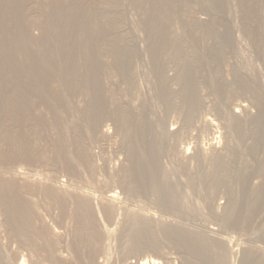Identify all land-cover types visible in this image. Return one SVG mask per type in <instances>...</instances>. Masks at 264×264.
<instances>
[{
    "label": "bare ground",
    "instance_id": "6f19581e",
    "mask_svg": "<svg viewBox=\"0 0 264 264\" xmlns=\"http://www.w3.org/2000/svg\"><path fill=\"white\" fill-rule=\"evenodd\" d=\"M23 1H25V0H0V40H3L4 37L6 38L7 29H10L11 34H12V35H9L10 36V39H9L10 42H6V43L1 42L0 43V264H47V263L43 262V258H42L43 254L41 255L42 256L41 257L38 254V252L41 254L40 249H42V248H47V249H45L46 251L49 250L47 252H51V251L53 252V250H51V249H52V246H54L57 243V240L59 237V232L53 228L54 226L52 227L49 224H45L46 230L51 234L50 237L48 236V238L50 240L48 238H46L47 235L44 236L45 238H43V236H41L42 235L41 232L39 233V231L44 232L46 230L43 231L40 229V227H38L39 225L37 226V222H38L37 219L42 218L41 210L38 207L40 204L39 202H41L42 198L40 199L39 202H37V199H36L37 194L42 195L43 199L44 200L46 199V201L48 203H51V204L53 203L54 205H58L60 211L63 212V215L65 213H69L74 208H75L74 211L76 210L78 212H83L81 214L83 216H85V214H86V217L88 214L92 215L91 217H93L94 219L90 218L89 215H88L89 216L88 218L90 221L93 219L92 220L93 231L90 230L89 234L84 232L85 233L84 235H86V236L88 235V237H87L88 239H87L86 243L88 244L89 249H91L89 254H90V256H92L93 264H104L103 261L102 262L100 261L101 259L99 260V258H100L99 256H98V261L95 260V257L97 254H103L106 256L105 260L108 259L109 250H110L109 246L110 245H108L106 243V241L108 240L106 238H108L111 234H113L115 227L112 226L114 228V230H113V229H111L112 228L111 226L107 227L105 225V223L104 224L101 223V222H103V220L100 222V220L98 219V215H100L99 214L100 212H98L99 208L98 207L96 208L95 205L98 204V202H99L98 205L100 206L101 213L104 214V216L106 217L107 220H109L110 222L112 221V223L114 222V225H115L116 223L114 221V218L117 215V212L120 210V207H121L119 205L120 201H121V199H120L121 197L119 198L120 199V201H119L118 200L119 194H117L115 192L116 187H115V189H113L114 191L109 188V190L102 193L103 194L102 196L100 194L101 197L98 199V202L96 203V202H94L96 199H94V201H93V198L95 196L90 193L91 191L89 192V191H85L82 189L76 190L78 188H75V189L70 188L69 186H67L66 184H64L60 181L54 182V180H56V179H53V178L52 179L50 178L51 180H53L51 182V180L46 179V178H48L50 173L48 175L46 174L47 177L44 176L46 178L42 180L36 174L33 175L34 173L33 174L29 173L30 171L26 172V171H23V169L21 170V167L16 165L15 164L16 162H14V161L16 159H21L23 156H27V152H25L24 148H23L24 136H27L30 134L33 135V133H35V132H33V130H34L33 128H34V126H36V123L38 124L37 118L39 116L38 117L35 116V115H37V113L34 114V116H33V113H35V107H36V105H38L37 103L38 102L41 103L42 99L39 101L37 99L38 102H36V103L33 101L34 100L36 101V98L40 97L39 93H40V95L41 94L48 95V94H50V92L53 93V91L55 89H58L57 92H59V93H61L63 91L66 93V91H70V90L71 91L72 90L77 91L76 89L78 88V85H77L76 77H77L78 71L81 72L79 70V66L80 67L83 66L85 69L84 71H82V73L84 72L83 78H85V81H87V83H88L87 85L89 88L86 85L85 86L91 92V93L89 92V94L92 96L91 97L92 100L91 99H90L91 101L88 100L91 102V104L87 101V103L90 104V105L88 104L89 105V107H88L87 104L83 103V104H85V106H83L81 109H79L77 118L75 117V120L73 119L70 121L71 122V123H69L70 127H69V124L67 123L68 126L63 125L62 130L58 131L56 129L58 133L55 132V134H63L64 133V135H67L69 130H71V128H72L71 132L73 134L78 135V137L83 135L87 138L84 143H86L87 141L91 142L90 141L91 139H95L98 135L100 136L99 133H101L102 136L108 137L107 136L108 135L107 130L106 129L104 130L103 126H102L103 130L100 129V124H99L100 122L99 121H100V118L102 116L106 115L105 114L106 102L109 101V98L111 96H109L108 94L101 95V92H99V88L101 90H104L105 88L103 89V87L106 86V85L105 86L101 85L100 78H102V80H103L104 77H102L100 75V72L102 73V70H104V72H106L105 69H107L108 70L107 72L116 74L117 76L120 73H122L124 76H126L130 79L129 73L132 71L133 60H134L135 55H136V53L134 51L135 47L133 46L134 43L132 44V41L127 36H125L126 35L125 32H124L125 35L123 34V31H122L123 29L120 28L121 26L120 25L117 26V24L120 20L119 17H120V12H121L120 9L122 8L121 7L122 2L120 4V0H86V1L85 0H47V2H44V1L42 2V0H41V2H38V4H43L44 6L41 8L43 10V12L39 13V16L41 17L39 20V23L44 27V33L42 34V37L37 38L36 36L34 37L32 35V32L29 33V29H28V33L23 34V26L20 23H22V21H25L26 17L23 14H21L22 12L21 13L19 11L17 12V8H20L22 6ZM193 1H195V0H190V1L189 0L188 1L187 0H132L131 3L133 2L132 3L133 7L135 4L136 6H139L142 9V11H140V13L141 12L143 13V14L141 13L143 15V19H142L143 21L141 24H143V25H141V26H143L145 28L144 29L145 31L147 30L149 32V36L146 35L148 37L147 38V42H148V45H147L148 52L147 53H149V58L151 59V60L149 59V61H151L150 63H152L151 64L152 65V71L156 74L155 77H157L159 80V83L157 80V84H159L158 85L159 96L162 99V101H165L168 104H174V102L173 103L170 102L171 99L174 100V98H176V99L178 98L179 100H181L180 105H182L184 107L182 109H184L186 111V113H184V112L183 113L186 114L187 117L185 115L184 116H185V119H187V120L190 117L193 118L192 116L194 115L196 110L197 109L199 110L198 105L200 104L199 102L201 100L199 92H201V90H202L201 89L199 91V89H200V85L202 84V82L204 84H206L209 88L210 87L212 88L211 90L214 91V93L216 95L215 97L219 101H221L220 99L230 98V94H232V93L233 94L236 93L237 95L243 94V93L244 94L248 93V94H250V96L253 97V100L256 101V104L258 106L257 107L258 110H257L256 114H253V116L250 117L249 122L251 124V128H247V126H245L246 119L244 117L242 118L241 116H239L240 115L239 111H242V110L244 111V109H245L244 105L238 103V104H236L237 108H234V105H233V108H228V105H226L227 107H225L223 104L222 106L224 108L223 107L221 108L220 105H218L219 103L216 104L215 108L218 111H221L220 109H224L221 112H223L222 114H224V116L226 117V120L228 121L227 122L228 124H226V130H225L226 135L224 134L225 139H226L225 140L226 144L223 148H220V149H217L216 148L217 146L214 147L215 146L214 145V146H212V148L211 147L209 148V149H211V151H209V152H205L204 151L205 149L201 148L202 147L201 146L200 147L201 149L200 148L198 150L195 149L196 150L195 154H194L195 157H191V158H196V160H197V159L203 158V157L207 158L208 155H210L212 160H213V164H214V167L212 166L213 167L212 172L209 173V176H210L209 185H210V187L215 186L217 183L227 181L228 182V186H227L228 191H231V193L233 194V191L235 189L234 185L236 184V181L240 176H242L241 181H243V183L245 185H251V183H252L251 179L247 177L248 176L247 174L242 173L241 175H238L240 166H243L244 168H247V169H249L250 167H254V168L259 167V168L264 170V95L260 92V90H258V87L257 88L255 87V86H259V84L256 85V83H257L256 78H255L256 83H254V80L252 79V77L247 75V73H244L245 75L249 76V78L251 77V80L247 79L248 77L247 78L245 77V75L242 73L243 71H241L242 69L240 70L238 67H237L238 69L236 68L237 65H234L235 67L232 65L231 66L229 65V69L225 68L228 66L227 59H226L228 54L226 55V51L228 48H231V46H233L231 44L233 41H235L234 38H232L233 34L231 35V33H233V31L230 30V27H229L230 23H228L229 21L226 22L228 19L225 21V19L223 17V15L225 13V3H226L225 0H205V1H202V3H200L201 1L199 0L200 2L198 4H202V8L204 7L205 10L208 9L211 13V17L206 21L203 20L204 22L202 20H199V21H202V23L201 22L199 23L198 20L194 19L191 16L193 14L186 16L188 18H187V22L185 21V23L187 24V27H186L187 30L185 32L182 31L183 26L180 27L181 26L180 24H178V23L176 24V22L179 21V20L176 21V18L179 17V14L183 15V14H185V12L187 13V11H188V13H190L189 12L190 8H193V7H191L192 6L191 4H194ZM240 2L242 4V9H243V12L245 14V16L244 15L243 16L241 15V16L249 18V19L251 18L253 20L256 19V20H254V22H251V24L249 22L246 25H244V28L248 32V34L253 35V38L257 39L260 42L261 46L259 45L260 46L259 48L262 47V51H261L260 55L262 53L264 54V25H263V22L261 20H259V18L262 19L261 14L262 13L264 14V0H250V2H248L247 0H240ZM203 3H206L205 6H203ZM134 8H136V7H134ZM25 10H27V9H25ZM30 10H31V8H30ZM22 11H24V10H22ZM28 13H30V12L28 11ZM187 14H185V15H187ZM142 15H141V18H142ZM186 17H185V19H186ZM181 18H183V17H181ZM139 19H138V21H139ZM183 21H184V19H183ZM183 21H182V23H183ZM246 21H247V19H246ZM244 22H245V20H244ZM183 25H185V24L183 23ZM177 26H179L181 28V30L178 29ZM198 26L202 27V29H203L202 30L203 31L202 32L203 33L202 38L205 37V38H209L211 40V42L208 44V46H205L204 44L206 42L208 43V41H210V40H205V38H204V40L202 41V39L200 38L202 42L206 41L203 44H202V42L200 43V45L202 44L203 46L207 47V49H205V47H204L205 50L203 52H201L202 49L199 50V48H198L199 46H196V45H199V44H196V42L199 41V40H197V39H199L198 38L199 36H197V37L195 36V35H197V33H199V32L196 33ZM130 30H132V29L130 28ZM198 31H200V30H198ZM26 35H28V39L26 38L27 37ZM200 36H202V34H200ZM187 37L191 38L190 41L187 40ZM253 41H255V40L253 39ZM26 42H27V44L32 46V49H31V52H29V53L26 52L27 57L23 56L26 58L24 60L25 62L21 63V61H20L21 57H19L20 59L18 58V60L16 59L17 57H15L14 59L11 60L10 56H12V58L14 56L13 55L9 56L5 50V48L9 47L8 44H10V45L13 44L12 47H10V48L13 51L18 52V51H23L22 48L25 47L23 44H25ZM147 42H145V43H147ZM250 42L252 43V41H250ZM259 42H257V43H259ZM233 44L236 45L237 42H234ZM202 45H201V48H203ZM236 47H234V48H236ZM11 49H9V50H11ZM12 50L10 52H12ZM231 50L233 51L234 49H231ZM235 51L234 52L237 53L239 51V49L236 48ZM24 52H25V50H24ZM22 53L23 52H21L20 55H22ZM26 53H25V55H26ZM227 53H229V52H227ZM231 53H233V52H231ZM239 53L240 52L235 54V56L236 55L238 56ZM9 54H11V53H9ZM32 56L37 59L34 61V65L36 66V68H37V64H38V66L40 65V68L43 69V67H44L46 69L45 72L47 71V73H48V74H46V77H47V81L49 80L48 81L49 86L51 83L57 84V86L54 87V90H53V88H51L52 86L48 87V88L45 87L48 89V91H46L47 90L46 89L45 90L46 92L44 93V92H42L43 91L42 88H41V90H39V88H37L39 85L33 86V83L30 85L29 84H22L23 86L26 85L25 87H23L21 85V83L18 84L15 82V81H18L16 78H13V77L10 78L9 77L6 79L4 77V74H8L6 68H15V66L18 67L20 69V71L22 70V74L25 73L23 71V70H25L26 72L29 73L28 76H30V73H31V75H33L32 71H31L32 68L30 69V66L33 64V61L31 60ZM257 56H258V54H257ZM262 59L264 61V56ZM14 60H17L18 63H17V61H14ZM21 60H23V59H21ZM31 61H32V63H31ZM238 62L240 63V61H238ZM242 62H243V60H242ZM7 63L9 64V67H7L8 66ZM169 63L170 64L174 63V65L176 64V66H175L176 67V73L172 77H170L166 74L167 70H169L167 67V66H170ZM245 65H246V63H245ZM41 66H43V67H41ZM40 68H37V70ZM243 69H244V67H243ZM249 70H251V69H249ZM45 72L43 74H45ZM37 73H38V79H39V70ZM106 73H105V75H106ZM25 74H27V73H25ZM25 74L22 77H24ZM79 74H78L79 75L78 77L81 76V73H79ZM99 75H100V77H99ZM103 75H104V73H103ZM109 75L111 76V74H109ZM131 75L132 74H130V76ZM227 76H229V77L231 76V78L229 79ZM30 77L33 78V76H30ZM30 77L29 78L27 77V80L30 79ZM36 77H34V79H32V81L36 82V84H37L41 80L39 79V81L37 82ZM46 77L42 78V80L45 81ZM12 78H13V80H12ZM40 78H41V76H40ZM118 78H116V79H118ZM253 78H254V75H253ZM80 80H81V78H80ZM102 82L104 83V81H102ZM172 82L177 85V89H173V87L170 86ZM22 83H24V82L22 81ZM38 84H40V83H38ZM82 85H84V83ZM79 87H80V85H79ZM82 88H85V87L83 86ZM86 88H85V90H87ZM94 88H96V91H98L99 93L95 92ZM116 90H117V88H116ZM107 95L109 96V98L107 97ZM50 96H52V94H50ZM86 96H88V94ZM234 96H236V95L234 94ZM240 96H239V98H240ZM50 98H48V99H50ZM68 98H69V96H68ZM68 98L64 97L62 99L63 102L59 101L60 104L64 103L63 105H65V104L71 105L70 99L67 100ZM105 98L106 99L108 98L107 99L108 101L105 100ZM52 99H50V100H52ZM110 99H112V97ZM246 99H247V97H246ZM203 100H204V98H203ZM55 101L53 102L54 104H55ZM204 101H206V100H204ZM40 103H39V105H41ZM53 103H52V105H54ZM109 103H110V101H109ZM129 103H131V102H129ZM115 104H116V102H115ZM63 105H62V107H63ZM66 105H65V107H66ZM145 105L144 106L141 105L140 106L141 108H138V109H140V111L136 107H134L133 104L115 105L118 107V111L116 110L117 115L111 120H114L116 126L119 128V130L123 136L122 142H123V148L124 149L123 148H121V149H123L126 153V154L125 153L124 154L126 157L125 160L127 162L126 164H124V166L119 171H117V170L116 171H117V174L121 173L120 174L121 175V181L120 182L122 184L121 187H123L122 189H124V191L127 194H133L134 195L135 192H141L140 195H143L142 193H150L151 196L153 195L156 199H160V196L164 199L165 198L170 199L171 192L174 194V196H176V194L178 193L177 192L178 187L176 186L177 183H173L174 181H171L169 179V177L167 175V171L161 165L160 156H161V154H163L162 152H164L166 149H165V147H163V144H162L163 141L161 142V137L158 133L159 130L157 128H158L159 122L155 123V122L150 121V119L148 118V114L146 113V110H144V109L148 108ZM176 105L175 104H174V106L168 105L167 109L172 110V108H174ZM112 106H114V104ZM62 107H60V108H62ZM70 107L71 106H69L68 108H70ZM108 107H109V105H108ZM56 108H58V107H56ZM116 108L111 107V109H116ZM135 108L138 110V112L136 111ZM216 109H215V111H216ZM54 110L56 111V110H60V109L54 108ZM45 111H46V109H45ZM70 111L69 112L67 111L68 115L70 114ZM149 111H147V112H149ZM243 111H242V113H243ZM36 112H37V110H36ZM46 112H47L46 114L48 115V111H46ZM62 112H64V111L62 110ZM108 112H109V110H108ZM102 113L104 115L101 116ZM183 113H181V114H183ZM30 114H32V116ZM74 114H76V113H73V115ZM108 114H110V113H108ZM112 114H113V111H112ZM243 114H241V115H243ZM28 115H30V116H28ZM26 116H28V117H26ZM113 116L114 115H112V117ZM44 117H47V116H44ZM54 118H56V117L54 116ZM152 118H154V117H152ZM210 118H211V116H210ZM41 119H42V117H41ZM61 121H63V120H61ZM188 121H190V120H188ZM50 122H51V120H50ZM50 122H48V123H50ZM107 124H108V122H107ZM204 124L210 128V127H212L213 123H211L210 119H205ZM201 125H202V123H201ZM37 127H38V125H37ZM56 127H58V126H54V128H56ZM111 127H113V126H111ZM60 128H61V126H60ZM52 129H53V127H52ZM183 129H185V128L183 127ZM60 131H62L63 133H59ZM16 132H17V134H15ZM52 132L53 131H51V133ZM69 134H70V132H69ZM165 134H166V136L167 135L171 136L172 134H174V131L167 130L165 132ZM176 134H179V133H176ZM48 135H50V134H48ZM91 135H93V136H91ZM51 136H53V135H51ZM55 136L53 138H56ZM59 138H61V137H59ZM76 138H77V136H76ZM99 138H101V137H99ZM246 138H252V142L245 149H243V148L241 149L240 147H238L237 142L238 141H240V142L245 141ZM5 139L10 140V141L12 139L15 140L14 143L16 142V146H14L13 143L10 142V145L7 147L4 143ZM73 140H74V138L72 139V141ZM78 140L80 141V139H78ZM96 140L99 141L100 139H96ZM96 140H94V141L92 140V141L97 142ZM64 141H65V139H64ZM198 141H200V139ZM76 142H78V141H76ZM104 142H105V139H104L103 143ZM84 143L80 141V143L76 145L73 141V146L74 145L77 146L73 150L69 149V147H71L72 145L68 147L66 144L65 148L68 147V149L64 150V155L66 157L67 166L69 165L70 167H73V166H71L72 164H74V165L78 164L77 167L83 165L82 167H87L88 169H90L89 171L91 172V175L93 176L92 173L95 172L94 169H96L95 168L96 163L92 162V159H93L92 154L93 153L90 154L91 152H89V149L92 146L88 149V147L86 146L87 143L86 144H84ZM109 143H110V141H109ZM7 144H8V142H7ZM58 146L60 147L59 144H58ZM120 147H122V146H120ZM173 148H175V147H173ZM184 149H182V148H180L178 150L176 149L177 150V152H175L177 154L176 160H178L179 167L181 169H183L184 171H186V176L190 179V182L193 184V182H196L195 177L193 175L192 176L194 178L193 177L191 178L189 176L192 173V168H191L192 166H191V163L189 164L187 162L189 159V156L187 155V153ZM171 150L173 151L172 148H171ZM242 151L244 152V155H245L244 161L238 155V154L243 153ZM117 152L115 155H117ZM109 153H111V152H109ZM112 154H114V153H112ZM33 155H34V153H33ZM39 155L37 154L38 157H39ZM122 155L120 154V156H122ZM112 156H114V155H112ZM120 156H119V158H120ZM29 157H30V155H29ZM34 157H36V156H34ZM34 157L32 159H34ZM103 157H104V155H103ZM48 159H50V158H48ZM35 160H37V159H35ZM107 161H108V159H107ZM189 161H191V160H189ZM122 162H123V160H122ZM111 163L109 162V164H111ZM234 163L237 164V166H236L237 170H232L230 173H228L226 170L230 171L231 168H234L235 166H232ZM30 168H32V167H30ZM48 168H50V167H48ZM87 168H86V170H87ZM175 168H177V167H175ZM36 169H37V167H36ZM111 169L112 168L109 166L106 169L108 174H109L108 180L101 181V180L96 178L98 184L105 185L106 183L115 181V178L113 180V174H112ZM78 170H79V168H78ZM48 171H49V169H48ZM68 171L69 170H67V172ZM82 171H84V169ZM99 171H100V169H99ZM190 171H191V173H190ZM168 172H169V170H168ZM224 172H227V174ZM54 173L51 175L53 176ZM75 173H76V171H75ZM42 174H44V173H42ZM68 174H70V173H68ZM83 174H85V173H83ZM52 176H50V177H52ZM169 176H170V174H169ZM42 177H43V175H42ZM101 178H102V176H101ZM60 179H62V178H60ZM75 180H76V177H75ZM82 181H80V182L82 183ZM90 182H91V180L89 181V183ZM89 183L86 182V184H88V185H89ZM254 184L255 183H253L252 186ZM76 186H77V184H76ZM94 186H96V185H94ZM193 186H194V184H193ZM257 191L260 192V194L264 193V187L263 188L260 187V189H258ZM210 192H211V190H210ZM99 193H100V190H99ZM146 195H148V194H146ZM121 196H122V194H121ZM39 197L40 196H38V198ZM96 198H98V197H96ZM144 198H146V197H144ZM148 199H149V197H148ZM117 200L119 201V204H118ZM136 201H138V200H136ZM180 201H182V200H180ZM71 202L73 203L74 206H72ZM91 202H93V203H91ZM44 204H46V203L44 202ZM92 204H94V205H92ZM215 204H212V206H211L212 212L215 213V215H217V217H219V221L221 223L225 220L228 221L230 219V212H231V210H229V208H228L230 203L228 202V204H225V205L222 204L223 205V206H221L222 207V213H220V209H219L221 207L219 205H215ZM47 205L48 204H46L47 209H48V207L52 206L49 204L50 206L47 207ZM55 207L56 206H54V208ZM127 207H129V206L127 205ZM180 207L182 208L181 204H180ZM185 207L186 206L183 207L184 210H185ZM145 208H146V206H145ZM123 210L125 212V215L124 214H122V215H124L126 218H128L127 225H129L126 228V231L124 234L125 239H126L125 240L126 241L125 246L122 247L123 248L122 251L124 253H131L135 248L139 247L142 238L148 236L150 233H153V234L161 233L163 235L172 236L178 242V244L180 246V250L182 249L184 252L183 253L184 256H183L181 264H233L230 261L231 255L234 252V249H232V246H231V242H233V241H231L230 239L224 238V237L221 238V237L215 236V234H213L214 230L211 228L207 229V230L205 229L206 231H204L203 228H202V231H199V230L193 231L191 229H190L191 230L190 231L184 227L185 225L183 226L182 224L181 225L180 224L167 225V224H163V223H158L157 220L155 221V219H153V217H155V216L152 217L151 215L147 214L146 212H145L146 214L137 213L136 211H133L129 208H125ZM136 210H138V209H136ZM46 212H47V210H46ZM84 212H88V214L84 213ZM76 213H75V215H76ZM257 213H258V211L256 212V214ZM259 213H262V211H260ZM263 213H264V211H263ZM157 214H159V213H157ZM256 214L254 215V218H255ZM260 215L261 214H259V216ZM58 216H60V215H58ZM117 216H119V215H117ZM190 216H192V214ZM259 216L257 215L258 220H259ZM95 217H96V219H95ZM46 218H48V217L46 216ZM79 218H83V217H79ZM79 218H76V220ZM260 218H262V217H260ZM263 218H262V220H263ZM85 219L83 218V220L82 219L81 220L84 221ZM100 219H102V218H100ZM116 219H117L116 222L119 221L118 218H116ZM186 219H184V220L186 221ZM56 220L57 219H55V221ZM78 221H80V219ZM86 221L87 220H85L84 223ZM255 221H256V219H255ZM43 222H44V220H43ZM209 222L210 221H208L207 223H209ZM84 223H83V225H84ZM258 223H260V222H258ZM38 224H40V223L38 222ZM108 224H109V222H108ZM212 224H216V223H212ZM7 225H9L10 228L19 232L15 238L19 239L18 241L22 242L23 244L30 246L32 248V251L31 250L30 251L33 253V255L30 254L27 259H24L25 257L23 258V256H24L23 255L19 259L18 254L16 252L17 249L15 251H13L12 248H11L12 250H10V251H8L6 249L8 244H9V240L11 238H14L9 234L7 235V232L5 230V227H7ZM85 225H89L88 221H87V224H85ZM110 225H112V224L110 223ZM55 226H56V223H55ZM76 226H77V223H76ZM91 226H92V224H91ZM201 226H202V224H201ZM80 228L82 229L81 226H80ZM206 228H207V226H206ZM57 229H58V227H57ZM85 230H82V232ZM200 230H201V228H200ZM218 230H220V229H218ZM77 231L78 232L81 231L78 228V226H77ZM86 231H88V229ZM82 232H80V235L83 234ZM49 233H47V234H49ZM235 237L236 236H234V238ZM246 238H249V237L247 236ZM104 239H105V243H104ZM237 242H239V241H237ZM249 242H251V241H249ZM67 247H68V245H67ZM42 250H44V249H42ZM45 250L43 252H45ZM251 251H253L254 253L255 252L259 253L261 255L252 254ZM52 252L49 255H46V256H48L47 258L50 259V260L48 259L49 264H57V263H61V262H62V264H68V263L71 264V262L63 261L64 259L61 260L60 259L61 256H56ZM68 255H70V254H68ZM102 256H101V258H102ZM178 257H179V255H178ZM17 258H18V260H17ZM66 258H68V256ZM69 258H71V257H69ZM165 258H166V261L169 260L168 257L165 256ZM242 258L243 259H242L241 264H252L253 262H255L257 264H264V248H261L258 246H253V244L251 246H247L245 248V250L243 251ZM83 259H86V258H83ZM103 259L104 258H102V260ZM16 260L18 262L15 263ZM86 262H87V260H86ZM158 262L159 261H157L156 259L144 257V258H140L134 264H159Z\"/></svg>",
    "mask_w": 264,
    "mask_h": 264
},
{
    "label": "rangeland",
    "instance_id": "374dc122",
    "mask_svg": "<svg viewBox=\"0 0 264 264\" xmlns=\"http://www.w3.org/2000/svg\"><path fill=\"white\" fill-rule=\"evenodd\" d=\"M47 2V0H42V2ZM86 1V0H85ZM132 0H120V4H121V9H120V17H119V22L117 24V26H121L120 28L123 29V34L126 35L131 41H132V44L133 46L135 47L134 51L136 53L135 55V58L133 60V65H132V71L129 73V77H126L124 76L122 73H120L118 76L116 74H113V73H110V72H107L108 70L105 69V71L107 72H104V70H102V73L100 72V75L103 78H100L101 80V85L102 86H105L103 87L104 90H101L99 88V92H101V95H104V94H108L109 96L112 97V99L109 98V96L107 95V97L109 98V101L105 98V100H107L108 102H106V107H105V114L104 115L103 113L101 114L104 115L100 118V129L103 130L102 126L104 127V130L106 129L107 130V133H108V137L106 136H102L101 133L99 137L98 136L95 138V139H91L90 141L91 142H86V137L85 136H79L76 135V134H73L71 131H72V128L71 130H69L68 134L67 135H64V133L62 131H60L59 133H63V134H55L58 133L57 130H62V127L63 125L66 126L67 123H71L70 121L71 120H75V117L77 118L78 116V111L79 109H81L83 106H85V104H87V106L89 107V105L91 104V95L89 94V87H88V83L87 81H85V78L84 77V72L82 73V71H84V67L83 66H79V70L81 72L78 71V74L81 73V76L78 77L79 75L77 74V77H76V80H77V85H78V88L76 89L77 91H74V90H70V91H66V93L63 91L61 93L57 92L58 89H55L54 90V87L57 86L56 83H51L50 86H49V83L47 81V77H46V74L47 71L45 72V68L43 66V69L40 68V65L38 66L37 64V68H40L38 69L39 70V79L41 81H39L38 79V70L36 68V66L34 65V61L37 60L36 58H34L32 56V61H33V64L30 66V69L33 73V75H31L30 73V76H33V78H31L29 75L28 72H26L25 70H23L25 73V76L22 77L24 74H22V70L20 71V69L18 67L15 66V68H6L7 70V73L8 74H4V77L7 79V78H16L18 81H15L16 83H21L22 84H32L33 83V86L36 85L38 86L37 88H39V90H41L42 88V92H46L48 91V87H51L53 88V93L50 92V94H52V96H50V94L46 95V94H41L39 93V96L41 97H37L36 98V101L34 100L33 102H38L39 100L42 99L41 103L38 102L37 104L39 105V103L41 105H36L35 107V113H33V116L34 114L37 113V115L35 116H39L37 119H38V124L36 123V126H34V130L33 132V135L30 134V135H27V136H24V141H23V148H24V151L27 152V156H23L21 159H16L14 162H16L15 164L18 165L19 167H21V170L23 169V171H30L29 173L33 174V175H37L39 176V178H41L42 180L45 179L47 177V175L50 173V175L48 176V180H51L52 178L53 179H56L54 180V182L56 181H60L64 184H66L67 186H69L70 188H78L76 190H85V191H91L90 193L93 194L95 197L93 198V201L94 199H96L94 202H98V199L103 195L102 193H104L105 191L109 190L110 189H115V192L118 195V200L120 201V204H119V201H118V204L121 206L120 207V212L118 211L117 212V215L119 216H115L114 218V221H115V225H114V222L112 223V221L110 222L109 220L106 219V217L104 216L103 213H101V210H100V206L98 204L95 205V207L99 208L98 209V212H100L98 215V219L100 220V222L103 220V222L101 223H105V225L108 227V226H113L115 227V230L114 228L110 227L111 229H113V234H111L108 238L106 243L108 245H110L109 247V256H108V259L105 260V255L103 254H97L96 257H95V260L98 261V256L100 257L99 260L104 264H134L136 263L140 258H144V257H149V258H152V259H156L157 261H159L158 263L159 264H181L182 262V259H183V250L181 251L180 250V246L178 244V242L176 241V239H174L172 236H168V235H163L161 233H158V234H153V233H150L148 236L142 238L141 242H140V246L135 248L131 253H124L122 250H123V246H125V243H126V239H125V231H126V228L129 226L127 225V220L128 218H126L124 215H125V212L123 209L125 208H129L133 211H136L137 213H143V214H149L153 217V219H155V221L157 220L158 223H163V224H167V225H175V224H182L186 229L188 230H193V231H202V228L204 231H206L207 229H213L214 230V233L215 236L217 237H221V238H227V239H230L231 241V246H232V249H234V252L233 254L231 255V263L233 264H241L242 263V255H243V251L245 250V248L247 246H251L253 244V246H258V247H261V248H264V193L260 194V192H258L257 190L261 188H263L264 186V170L259 168V167H248L249 169L247 168H244L243 166H240V169H239V174L238 175H241L242 173L244 174H247L248 178L251 179L252 183L251 185H245L243 183L242 180V176H240L237 181H236V184L234 185L232 182V184L234 185V191H233V194L231 193V191H228V182L225 181V182H221V183H217L215 186H212L210 187L209 185V182H210V176H209V173L212 172V169L214 167V164H213V160L211 158L210 155H208L207 158H199L196 160V158H191V157H195V151L198 150L201 146V148L205 149L204 151L205 152H209L211 151V149H209L210 147L212 148V146L216 147L217 149H220V148H223L225 146V130H226V124H228L227 120H226V117L224 116V114H222L224 109H220L221 111H218L216 108H215V105L218 104L220 105V107L222 108L223 104L225 107H227L226 105H228V108H233V105H234V108H237L236 104H242L245 106V109L242 113V111H239V116H241L242 118L244 117L246 119L245 121V126H247V128H251V124H250V117L253 116V114H256L257 110H258V106L256 104V101L253 100V97L250 96V94L246 93V94H236L234 93L236 96H234V94H230V98H225V99H220L221 101L217 100V98L215 97V93L213 90H211L212 88L208 87L206 84H204L202 82V84L200 85V89L199 91L201 90L200 93V97H201V100H200V104L198 105L199 107V110L197 109L196 112L194 113V115L192 116L193 118H189L188 121L187 119H185V116L186 114V111L182 108H184L181 104V100H179L178 98H174L170 100L171 103L174 102V104L176 105L174 108L171 109H167L168 108V105L169 106H174V104H168L167 102L165 101H162V99L160 98L159 96V90H158V85L157 84V80L158 78L155 77L156 74L152 71V63H150L151 61H149V53L148 52V49H147V45H148V42H147V36H149V32L146 30H144L145 28L141 25L142 23V19H143V13L141 14L140 11H142L141 7L139 6H136L134 4V8L132 3H131ZM188 1V0H187ZM190 1V0H189ZM198 1V2H197ZM201 1V2H200ZM195 0L193 1L194 4H191L193 8H190V13H187L185 12V14H179V17L176 18V24H180L183 29L182 31H186V27H187V24L185 23V21L187 22V18L186 16H189L191 15L194 19L196 20H208L210 17H211V13L210 11L208 10H205V8L203 7L202 8V4H198L199 2L202 3V1H205V0ZM226 3H225V13L223 15L224 19L226 22L230 23L229 24V27H230V30L233 31V33H231V35L233 34L232 38H234L235 41L232 42L231 45V48H228L227 51H226V59H227V63H228V66L225 67L226 69H229V65L231 66H234V65H237L236 68L238 67L241 71H243L242 73H247V75L251 76L252 79L254 80V83L259 84V86H255L256 88L258 87V90H260V92L264 95V61H263V56L264 54L260 55L261 51H262V47L259 48L261 46L260 42L253 38V35L251 34H248V32L245 30L244 28V25H246L247 23L250 22H254V20L256 19H249V18H246V17H242L243 15L245 16L244 12H243V9H242V4L240 2V0H225ZM232 1V2H231ZM234 1V2H233ZM248 2H250V0H247ZM38 2H41V0H25L23 1L22 3V6L20 8H17V12L19 11L21 14H23L26 18L25 21H22V26H23V34H26L28 33V29H29V33L32 32V35L35 37H42V34L44 33V27L39 23V20H40V16H39V13L40 12H43V10L41 9L44 5L43 4H38ZM197 2V3H196ZM131 3V4H130ZM197 5H196V4ZM206 3H203V6H205ZM233 4V5H232ZM24 5V6H23ZM127 5V6H126ZM152 5V4H151ZM150 5V6H151ZM38 6V7H37ZM41 6V7H40ZM200 6V7H199ZM236 6V7H235ZM25 7V8H24ZM190 7V6H189ZM231 7V8H230ZM241 7V8H240ZM31 8V10H30ZM124 8V9H123ZM140 8V9H139ZM198 8V9H197ZM230 8V9H229ZM27 9V10H25ZM38 9V10H37ZM139 9V10H138ZM24 10V11H22ZM123 10V11H122ZM196 10V11H195ZM242 10V11H241ZM28 11L30 13H28ZM235 11V12H234ZM37 13V14H36ZM142 15V18H141V15ZM235 13V14H234ZM240 13V14H239ZM29 14V15H28ZM31 14V15H30ZM181 15V16H180ZM242 15V16H241ZM262 19L259 18V20H261L263 22V25H264V14L262 13ZM260 15V16H261ZM138 16V17H137ZM140 16V17H139ZM178 16V15H177ZM31 17V18H30ZM183 17V18H181ZM186 17V19H185ZM230 17V18H229ZM139 21H138V19ZM199 18V19H198ZM235 18V19H234ZM247 21H246V19ZM182 19V20H181ZM184 19V21H183ZM245 20V22H244ZM252 20V21H251ZM141 21V22H140ZM185 25H183V23ZM202 21H199V23ZM180 22V23H179ZM204 22V21H203ZM261 22V23H262ZM24 23V24H23ZM140 23V24H139ZM243 23V24H242ZM241 24V25H240ZM129 25V26H128ZM128 26V27H127ZM140 28H139V27ZM176 26V25H175ZM185 26V27H184ZM179 26H177L178 29L181 30ZM246 27V26H245ZM130 28L132 30H130ZM142 28V29H141ZM199 28V29H198ZM232 28V29H231ZM238 28V29H237ZM137 29V30H136ZM200 30V31H198ZM202 27L198 26L197 27V30H196V33L197 35H195L196 37L199 36L196 42V44H199V45H195L196 46H199V50H201V52H203L205 49H207V47L205 46H208V44L211 42V40L209 38H205V40H210L208 41V43L206 42L203 46L202 44L204 42H202L204 40L203 37V31H202ZM238 31V32H237ZM125 32V33H124ZM132 32V33H131ZM146 32V33H145ZM7 36L6 38L4 37L3 40H0V43H6V42H10V36L9 35H12L11 34V30L10 29H7V32H6ZM34 33V34H33ZM200 34H202V36H200ZM147 35V36H146ZM237 35V36H236ZM251 35V36H250ZM27 36V37H26ZM25 37L28 39V35H26ZM144 36V37H143ZM235 36V37H234ZM252 37V38H251ZM8 38V39H7ZM202 41H201V39ZM251 38V39H250ZM146 39V40H145ZM191 38L187 37V40L190 41ZM253 39L255 41H253ZM237 40V41H236ZM243 40V41H242ZM30 41V40H29ZM245 41V42H244ZM252 41V43L250 42ZM147 42V43H145ZM202 42V47L201 48V45L200 43ZM234 42H237L236 45H234L233 43ZM259 42V43H257ZM138 44V45H137ZM13 44H8L9 47L5 48L7 54L10 56V55H13L14 57L12 58V56H10L11 60L14 59L15 57H17L16 59L18 60L19 57H21V60L20 58V61L21 63L25 62L24 60L26 59L25 57H27V53L31 52V49H32V46H30L29 44H27V42L25 44H23L25 47L22 48L23 51H13L10 47H12ZM260 45V46H259ZM237 46V47H236ZM133 47V48H134ZM205 47V49H204ZM233 47V48H232ZM236 47L237 49H239L238 52H240L238 54V56L235 54L236 51ZM12 52H10L11 50ZM258 48V49H257ZM138 49V50H137ZM231 49H234L233 51ZM256 49V50H255ZM260 49V50H259ZM9 50V51H8ZM25 50V52H24ZM231 50V51H230ZM145 51V52H144ZM235 51V52H234ZM22 53V55H20ZM27 52V53H26ZM229 52V53H227ZM233 52V53H231ZM11 53V54H9ZM18 53V54H17ZM26 53V55H25ZM258 54V56H257ZM250 55V56H249ZM25 56V57H23ZM257 56V57H256ZM262 56V57H261ZM23 57V58H22ZM31 57V56H30ZM235 57V58H234ZM138 58V59H137ZM242 58V59H241ZM235 59V60H234ZM237 59V60H236ZM17 60H14V61H17ZM102 60V59H101ZM151 60V59H150ZM243 60V62H242ZM31 61V63H32ZM232 61V62H231ZM240 61V63L238 62ZM18 63V61H17ZM242 63V64H241ZM246 63V65H245ZM8 64V63H7ZM263 64V65H262ZM170 66H167L169 70H167L166 74L170 77H172L173 75H175L176 73V64L174 65V63H169ZM172 65V66H171ZM6 66V65H5ZM34 66V67H33ZM250 66V67H249ZM262 66V67H261ZM9 67V64L8 66ZM11 67V66H10ZM83 67V68H82ZM137 67V68H136ZM235 67V66H234ZM244 67V69H243ZM261 67V68H260ZM34 68V69H33ZM81 68V69H80ZM237 68V69H238ZM263 68V69H262ZM12 71H11V70ZM16 69V70H15ZM251 69V70H249ZM15 70V71H14ZM35 70V71H34ZM249 70V71H248ZM257 70V71H256ZM11 71V72H10ZM15 73H14V72ZM45 72V74H43ZM251 74H250V73ZM104 73V75H103ZM106 73V75H105ZM111 74V76L109 74ZM249 73V74H248ZM255 73V74H254ZM21 76H19V75ZM42 74V75H41ZM130 74H132L130 76ZM154 74V75H153ZM45 75V76H44ZM99 75V77H100ZM109 75V76H108ZM115 75V76H114ZM245 75V74H244ZM245 75V77L247 79H250L251 80V77L249 78V76ZM253 75H254V78H253ZM19 76V77H18ZM37 76V77H36ZM41 76V78H40ZM259 76V77H258ZM26 77V78H25ZM27 77L30 79L27 80ZM34 77L37 78V82L40 83V84H36V82H33L32 79H34ZM45 81L42 80V78H45ZM119 77V78H118ZM229 79L231 78V76H227ZM12 78V80H13ZM19 78V79H18ZM22 78V79H21ZM24 78V79H23ZM81 78V80H80ZM111 78V79H110ZM118 78V79H116ZM157 78V79H156ZM257 81H256V79ZM21 79V80H20ZM79 79V80H78ZM109 79V80H108ZM30 80V81H29ZM36 80V79H35ZM34 80V81H35ZM85 82H84V81ZM21 81V82H20ZM22 81L24 83H22ZM45 83H44V82ZM80 81V82H79ZM104 81V83L102 82ZM130 81V82H129ZM256 81V82H255ZM14 82V83H15ZM27 82V83H26ZM30 82V83H29ZM114 82V83H113ZM253 82V81H252ZM9 83V82H8ZM43 83V84H42ZM48 85H47V84ZM84 83V85H82ZM134 83V84H133ZM158 83H159V80H158ZM113 84V85H112ZM117 86H115V85ZM263 84V85H262ZM80 85V87H79ZM88 88H86V86ZM255 85V84H254ZM23 86V85H22ZM26 86V85H25ZM23 86V87H25ZM28 86V85H27ZM85 87L87 90H85V88H82V87ZM173 87V89H177V85L174 84L173 82L171 83V85ZM203 86V87H202ZM262 86V87H261ZM47 87V88H45ZM261 87V88H260ZM117 88V90H116ZM47 89V90H46ZM80 89V90H79ZM111 89V90H110ZM143 89V90H142ZM147 89V90H146ZM46 90V91H45ZM83 91V92H82ZM94 91L95 92H98L96 91V88H94ZM104 91V92H103ZM87 92V93H86ZM98 92V93H99ZM147 92V93H146ZM72 93V94H71ZM91 93V92H90ZM103 93V94H102ZM55 94V95H54ZM66 94V95H65ZM81 94V95H80ZM88 94V96H86ZM58 95V96H57ZM77 95V96H76ZM117 95V96H116ZM202 95V96H201ZM241 95V96H240ZM47 96V97H46ZM51 98H50V97ZM69 98L67 100L70 99V103L71 105H63L64 103H61L63 105L60 104L59 101L63 102V98ZM82 96V97H81ZM123 96V97H122ZM240 96V98H239ZM250 96V97H249ZM46 97V98H45ZM59 99H58V98ZM90 97V98H89ZM247 97V99H246ZM52 100H50V99ZM86 98V99H85ZM121 98V99H120ZM206 100L204 101L203 100ZM211 98V99H210ZM238 98V99H237ZM38 99V101H37ZM61 99V100H60ZM74 99V100H73ZM91 99V100H90ZM215 99V100H214ZM250 99V100H249ZM48 100V101H47ZM56 100V101H55ZM90 100V101H88ZM121 100V101H120ZM205 102H203V101ZM209 100V101H208ZM44 101V102H43ZM51 101V102H50ZM55 101V104L53 103ZM74 101V102H73ZM87 101L90 103H87ZM128 101V102H127ZM147 101V102H146ZM180 101V102H179ZM225 101V102H224ZM116 102V104H115ZM131 102V103H129ZM176 102V103H175ZM217 102V103H216ZM223 102V103H222ZM48 103V104H47ZM52 103L58 107L60 110H54L55 109H58L56 108L54 105H52ZM85 103V104H83ZM214 103V104H213ZM221 103V104H220ZM227 103V104H226ZM43 104V105H42ZM74 104V105H73ZM89 104V105H88ZM114 104V106H112ZM119 104H133L134 107H136L137 109L138 108H141L140 106L141 105H145L146 109V113L148 114V118L150 119V121L152 122H159V125H158V133L161 137V142L163 144V147H165V153L162 152L163 154H161L160 156V161H161V165L163 166V168L167 171V175L169 177V179L171 181H174L173 183H177V189H178V193L176 194V196H174V194L171 192V197L170 199L168 198H162L160 196V199H156L153 195L151 196L150 193H142L143 195H140L141 192H135V194H127L124 189H122L123 187H121V173L117 174V171H119L123 166L124 164H126V157H125V151L123 150V136L119 130V128L116 126L114 120H111L113 119L116 115H117V112L116 110L118 111V107L115 106V105H119ZM138 104V105H137ZM204 104V105H203ZM206 104V105H205ZM251 104V105H250ZM80 105V106H79ZM109 105V107H108ZM54 106V107H53ZM69 106H71L70 108H68ZM210 106V107H209ZM62 107V108H60ZM66 109H65V108ZM78 107V108H77ZM112 108H116V109H111ZM209 107V108H208ZM48 108V109H47ZM75 108V109H74ZM135 108V109H136ZM176 108V109H175ZM216 111H215V109ZM224 108V107H223ZM48 111V115L46 114L47 112L45 111ZM72 109V110H71ZM77 109V110H76ZM136 111L138 112V110L140 111V109H138ZM148 109V110H147ZM213 109V110H212ZM247 109V110H246ZM37 110V112H36ZM39 110V111H38ZM62 110L65 112H62ZM71 110V111H70ZM107 110V111H106ZM109 110V112H108ZM150 110V111H149ZM201 110V111H200ZM43 111V112H42ZM45 111V112H44ZM59 111V112H58ZM61 111V112H60ZM70 111V114L68 115V112ZM112 111H113V114H112ZM115 111V112H114ZM149 111V112H147ZM167 111V112H166ZM107 112V113H106ZM184 112V113H183ZM248 112V113H247ZM53 113V114H52ZM57 113V114H56ZM60 113V114H59ZM73 113H76L73 115ZM110 113V114H108ZM152 113V114H151ZM183 113V114H181ZM44 116H47V117H44ZM56 114V115H55ZM72 114V115H71ZM108 114V115H107ZM223 116H221V115ZM243 114V115H241ZM249 114V115H248ZM32 116V114H30ZM28 115V116H30ZM41 115V116H40ZM62 117H61V116ZM64 115V116H63ZM68 115V116H67ZM112 115H114L112 117ZM168 115V116H167ZM183 115V116H182ZM185 115V116H184ZM206 115V116H205ZM217 115V116H216ZM26 116V117H28ZM54 116L56 118H54ZM171 118H170V117ZM211 116V118H210ZM221 116V117H220ZM42 117V119H41ZM50 117V118H49ZM65 117V118H64ZM68 117V118H67ZM154 117V118H152ZM187 117V116H186ZM220 117V118H219ZM46 118V119H45ZM174 118V119H173ZM49 119V120H48ZM172 119V120H171ZM205 119H210L211 120V123L212 124V127H207L205 124H204V120ZM44 120V121H43ZM51 120V122H50ZM63 120V121H61ZM181 120V121H180ZM69 121V122H68ZM110 121V122H109ZM50 122V123H48ZM60 122V123H59ZM62 122V123H61ZM64 122V123H63ZM106 122V123H105ZM108 122V124H107ZM181 122V123H180ZM221 122V123H220ZM224 122V123H223ZM52 123V124H51ZM113 123V124H112ZM195 123V124H194ZM202 123V125H201ZM50 124V125H49ZM55 124V125H54ZM105 124V125H104ZM107 124V125H106ZM112 124V125H111ZM38 125V127H37ZM219 125V126H218ZM53 129H52V127ZM54 126H58L56 128H54ZM61 126V128H60ZM68 126V125H67ZM113 126V127H111ZM115 126V127H114ZM173 126V127H172ZM186 126V127H185ZM200 126V127H199ZM203 126V127H202ZM51 127V128H50ZM69 127H70V124H69ZM167 127V128H166ZM181 127V128H180ZM183 127L185 129H183ZM217 127V128H216ZM221 127V128H220ZM108 128V129H107ZM205 128V129H204ZM213 128V129H212ZM50 129V130H49ZM57 129V130H56ZM179 129V130H178ZM169 130V131H174V134H172L171 136H166L165 132ZM190 130V131H189ZM51 131H53L51 133ZM176 133H179V134H176ZM214 133V134H213ZM222 133V134H221ZM17 134V132L15 133ZM50 134V135H48ZM225 134V135H224ZM53 135V136H51ZM56 135V136H55ZM58 135V136H57ZM60 135V136H59ZM178 135V136H177ZM185 135V136H184ZM215 135V136H214ZM224 135V136H223ZM56 137V138H53V137ZM77 136V138H76ZM93 136V135H91ZM117 138H116V137ZM175 136V137H174ZM217 136V137H216ZM223 136V137H222ZM61 137V138H59ZM72 137V138H71ZM122 137V138H121ZM166 137V138H165ZM171 137V138H170ZM177 137V138H176ZM216 137V138H215ZM58 138V139H57ZM69 138V139H68ZM74 138V143L77 145L81 142H83L84 144H86V146L88 147L89 149V152H91L90 154H92L93 156V159H92V162H95V172H93V176L91 175V172L89 171L90 169H88L87 167H82L83 165L81 166H78V164H72L71 166L73 167H70L69 165L67 166V162H66V157L64 155V150L68 149L69 146H73V141L72 139ZM214 138V139H213ZM61 141H60V140ZM65 139V141H64ZM77 139V140H76ZM80 139V141L78 140ZM96 139H100L99 141H97ZM105 139V142L103 143ZM165 139V140H164ZM200 139V141H198ZM235 139V138H234ZM59 140V141H58ZM63 140V141H62ZM69 140V141H68ZM94 140H96L97 142H93ZM120 140V141H119ZM15 140H7L5 139L4 140V143L5 145L8 147L10 145V142L13 143L14 146H16V142L14 143ZM78 141V142H76ZM110 141V143H109ZM115 141V142H114ZM8 142V144H7ZM93 142V143H92ZM118 142V143H117ZM167 142V143H166ZM180 142V143H179ZM217 142V143H216ZM252 142V138H246L245 141H238L237 142V145L238 147H240L241 149H245L250 143ZM71 143V144H70ZM91 143V144H90ZM102 143V144H101ZM115 143V144H114ZM120 143V144H119ZM177 143V144H176ZM196 143V144H195ZM199 143V144H198ZM58 144L60 145V147L58 146ZM66 147L65 148V146ZM69 144V145H68ZM105 144V145H104ZM76 145H74L73 147H69V149H75V147H77ZM63 146V147H62ZM104 148H103V147ZM122 146V147H120ZM167 147V148H166ZM175 147V148H173ZM108 148V149H107ZM123 148V149H121ZM169 148V149H168ZM171 148L173 149V151L171 150ZM184 149L187 153V155L189 156V159H188V163L190 164L191 163V168H192V173L190 171V177L192 178L193 176L195 177V181L196 182H193V184L190 182V179L186 176V171H184L183 169H181L179 167V164H178V160L177 159V154L175 152H177L178 149ZM200 148V149H201ZM177 149V150H176ZM188 149V150H187ZM196 149V150H195ZM61 150V151H60ZM112 150V151H111ZM118 152H117V151ZM122 150V151H121ZM168 150V151H167ZM106 151V152H105ZM124 151V152H123ZM170 151V152H169ZM190 151V152H189ZM111 152V153H109ZM117 152V155H115ZM174 152V153H173ZM243 152V151H242ZM32 153V154H31ZM34 153V155H33ZM114 153V154H112ZM125 153V154H124ZM37 154L39 155V157L37 156ZM106 154V155H105ZM120 154L122 156H120ZM30 155V157H29ZM104 155V157H103ZM114 155V156H112ZM242 160L244 161V158H245V155H244V152L241 153V154H238ZM36 156V157H34ZM106 156V157H105ZM112 158H111V157ZM117 156V157H116ZM120 156V158H119ZM173 156V157H172ZM34 157V159H32ZM91 157V158H92ZM123 157V158H122ZM25 158V159H24ZM39 158V159H38ZM41 158V159H40ZM45 158V159H44ZM50 158V159H48ZM116 158V159H115ZM27 159V160H26ZM37 159V160H35ZM43 159V160H42ZM52 159V160H51ZM108 159V161H107ZM119 161H118V160ZM9 160V159H8ZM40 160V161H39ZM59 160V161H58ZM65 160V161H64ZM104 162H103V161ZM123 160V162H122ZM191 160V161H189ZM121 161V162H120ZM12 162V161H11ZM29 162V163H28ZM63 162V163H62ZM106 162V163H105ZM109 162L111 164H109ZM35 163V164H34ZM51 163V164H50ZM114 163V164H113ZM116 163V164H115ZM33 164V165H32ZM44 164V165H43ZM65 164V165H64ZM32 165V166H31ZM114 165V166H113ZM122 165V166H121ZM27 166V167H26ZM41 166V167H40ZM56 166V167H55ZM65 166V167H64ZM98 166V167H97ZM106 168H105V167ZM111 167V171H112V174H113V180L115 178V181L113 182H109V183H106L105 185H102V184H98L97 183V179L101 180V181H106L108 180V172H107V168ZM213 166V167H212ZM232 166H235L234 168H231L230 171L229 170H226L228 173H230L232 170H237V164L234 163ZM32 167V168H30ZM37 167V169H36ZM50 167V168H48ZM82 167V168H81ZM177 167V168H175ZM79 168V170H78ZM87 168V170H86ZM118 168V169H117ZM43 169V170H42ZM49 169V171H48ZM59 169V170H58ZM62 169V170H61ZM77 169V170H76ZM84 169V171H82ZM100 169V171H99ZM41 170V171H40ZM67 170H69L67 172ZM117 170V171H116ZM169 170V172H168ZM43 171V172H42ZM53 171V172H52ZM76 171V173H75ZM90 173H89V172ZM115 171V172H114ZM36 172V173H35ZM47 172V173H46ZM57 174H55V173ZM79 172V173H78ZM89 174H88V173ZM227 172H224L227 174ZM44 173V174H42ZM54 175L52 176L51 174ZM64 175H63V174ZM70 173V174H68ZM83 173H87L86 175L83 174ZM96 173V174H95ZM101 173V174H100ZM107 173V174H106ZM170 176H169V174ZM47 174V175H46ZM95 174V175H94ZM117 174V175H116ZM41 175V176H40ZM43 175V177H42ZM85 175V176H84ZM98 175V176H97ZM104 175V176H103ZM107 175V176H106ZM193 175V176H192ZM46 176V177H44ZM52 176V177H50ZM56 176V177H55ZM64 176V177H63ZM67 176V177H66ZM102 176V178H101ZM115 176V177H114ZM75 177H76V180H75ZM120 177V178H119ZM171 177V178H170ZM193 177V178H194ZM51 178V179H50ZM62 178V179H60ZM80 178V179H79ZM101 178V179H100ZM104 178V179H103ZM66 179V180H65ZM70 179V180H69ZM83 180V181H82ZM86 180V181H85ZM91 180V182L89 183V181ZM53 180H51L52 182ZM66 181V182H65ZM71 181V182H70ZM82 181V183L80 182ZM118 181V182H117ZM89 183L88 184H86ZM77 186H76V184ZM118 185H117V184ZM255 183L253 186L252 184ZM70 184V185H69ZM92 184V185H91ZM96 186H94V185ZM108 187H107V186ZM72 186V187H71ZM74 186V187H73ZM88 186V187H87ZM92 186V187H91ZM98 186V187H97ZM86 187V188H85ZM92 189H91V188ZM95 187V188H94ZM80 188V189H79ZM98 189V190H97ZM95 190V191H94ZM99 190H100V193H99ZM211 190V192H210ZM93 191V192H92ZM98 191V192H97ZM114 191V190H113ZM98 194V195H97ZM101 194V196H100ZM122 194V196H121ZM148 194V195H146ZM38 196H40L38 198ZM98 197V198H96ZM121 197V198H120ZM124 197V198H123ZM146 197V198H144ZM149 197V199H148ZM153 199H152V198ZM42 198L41 202L40 199ZM120 198V199H119ZM123 198V199H122ZM126 198V199H125ZM36 199H37V202H39V208L41 210V213H42V218L40 219H37L38 222L40 224H38L37 222V226L40 227L41 230H46L45 228V224H49L50 226H54L53 228L55 230H57L59 232V237H58V240H57V243L52 246V249L53 250V254H55L56 256H61V260L63 261H67V262H71V264H93L92 262V256H90V251L91 249H89V246L88 244L86 243L87 242V237L88 235H84L85 233L89 234V231H93V222L92 220L94 219L93 217H91L92 215L91 214H88V212H84V213H87L90 218H93L91 221L89 220V216L87 215L86 217V214L85 216L81 215L83 212H78V211H74V209H72L69 213H65L63 215V212L60 211L58 205H54L53 203H48L46 201V199L44 200L43 199V196L42 195H38L36 196ZM39 199V200H38ZM138 200V201H136ZM149 200V201H148ZM182 200V201H180ZM130 201V202H129ZM151 201V202H150ZM44 202L48 206V209L46 208V204H44ZM133 202V203H132ZM135 202V203H134ZM139 202V203H138ZM181 202V203H180ZM183 202V203H182ZM226 202V203H225ZM228 202L230 203L229 205V210H231L230 212V219L227 221H223L222 223L219 221V217H217V215H215V213L212 212L211 210V206L212 204H215V205H219L220 207L223 206L222 204H228ZM43 203V204H42ZM93 203V202H91ZM128 203V204H127ZM142 203V204H141ZM50 204V205H49ZM72 206L73 203L71 202ZM125 204V205H124ZM139 204V205H138ZM180 204L182 205V208L180 207ZM224 204V205H225ZM94 205V204H92ZM98 205V206H97ZM127 205L129 207H127ZM146 208H145V206ZM54 206H56L54 208ZM185 207V210L183 209V207ZM52 207V208H51ZM125 207V208H124ZM133 207V208H132ZM54 208V209H53ZM152 208V209H151ZM138 209V210H136ZM145 209V210H144ZM220 209V213H222V207L219 208ZM47 210V212H46ZM50 210V211H49ZM155 210V211H154ZM74 213H73V212ZM188 211V212H187ZM258 211V213L256 214V212ZM260 211H262V213H259ZM146 212V213H145ZM47 213V214H46ZM51 213V214H50ZM71 213V214H70ZM76 213V215H75ZM152 213V214H151ZM159 213V214H157ZM55 214V215H54ZM60 216H58V215ZM62 214V215H61ZM103 216H102V215ZM124 214V215H122ZM192 214V216H190ZM256 214L255 218H254V215ZM259 214H263L262 216ZM81 215V216H80ZM257 215L259 216V220L257 218ZM46 216L48 218H46ZM59 218H58V217ZM121 216V217H120ZM162 216V217H161ZM199 216V217H198ZM79 217H83L85 220L88 221L89 225H85L87 224V221L84 223L83 218H79ZM125 219H124V218ZM170 217V218H169ZM184 217V218H183ZM262 217V218H260ZM50 218V219H49ZM76 218H79L80 221H78L79 219L76 220ZM102 218V219H100ZM116 218H118L119 221L116 222ZM187 218V219H186ZM195 218V219H194ZM55 219H57L55 221ZM61 219V220H60ZM82 219V220H81ZM96 219V217H95ZM186 219V221L184 220ZM256 219V221H255ZM41 220V221H40ZM44 220V222H43ZM49 220V221H48ZM66 220V221H65ZM191 220V221H190ZM198 220V221H197ZM160 221V222H159ZM163 221V222H162ZM188 221V222H187ZM208 221H210L209 223H207ZM217 221V222H216ZM263 221V222H262ZM60 222V223H59ZM84 225H83V223ZM109 222V224H108ZM183 222V223H182ZM185 222V223H184ZM260 222V223H258ZM52 223V224H51ZM55 223H56V226H55ZM71 223V224H70ZM76 223H77V226L78 228L81 230V231H77V226H76ZM82 223V224H81ZM92 226H91V224ZM110 223L112 225H110ZM188 223V224H187ZM212 223H216V224H212ZM44 224V225H43ZM69 224V225H68ZM73 224V225H72ZM81 224V225H80ZM126 224V225H125ZM202 224V226H201ZM43 225V226H42ZM60 225V226H59ZM198 225V226H197ZM217 225V226H216ZM42 226V227H41ZM68 226V227H67ZM71 226V227H70ZM80 226L82 227V229L80 228ZM85 226V227H84ZM204 226V227H203ZM207 226V228H206ZM58 227V229H57ZM213 227V228H212ZM66 228V229H65ZM74 228V229H73ZM130 228V227H129ZM199 228V229H198ZM201 228V230H200ZM11 229V230H10ZM39 229V230H40ZM88 229V231L86 230ZM123 229V230H122ZM206 229V230H205ZM220 229V230H218ZM5 230L7 232V235H11L12 237L14 238H11L9 240V244L7 246V250L10 251L13 249V251H15L16 249V252L18 254V258L20 259L23 255V258L24 259H27L28 256L30 254L33 255V253L31 252L32 251V248L28 245H25L23 244L22 242L18 241L19 239L15 238L17 236V234L19 232H17L16 230L10 228L9 225H7V227H5ZM67 230V231H66ZM82 230H85L82 232ZM190 230V231H191ZM73 231V232H72ZM99 231V230H98ZM217 231V232H216ZM41 232V236H43V238H45L44 236L47 235L46 238H48V236L50 237V233L46 230L44 232L42 231H39V233ZM66 232V233H65ZM80 232H82L83 234L80 235ZM85 232V233H84ZM115 232V233H114ZM224 232V233H223ZM44 233V234H43ZM46 233V234H45ZM49 233V234H47ZM259 233V234H258ZM64 234V235H63ZM75 234V235H74ZM217 234V235H216ZM67 235V236H66ZM72 235V236H71ZM122 235V236H121ZM66 236V237H65ZM81 236V237H80ZM118 236V237H117ZM124 236V237H123ZM234 236H236L234 238ZM248 236L249 238H246ZM251 236V237H250ZM85 237V238H84ZM112 237V238H111ZM115 237V238H114ZM121 237V238H120ZM78 238V239H77ZM114 238V239H113ZM241 238V239H240ZM243 238V239H242ZM251 238V239H250ZM49 239V238H48ZM61 239V240H60ZM68 239V240H67ZM110 239V240H109ZM120 239V240H119ZM235 241H234V240ZM245 239V240H244ZM42 240V239H41ZM50 240V239H49ZM63 240V241H62ZM84 240V241H83ZM43 241V240H42ZM112 241V242H111ZM239 241V242H237ZM251 241V242H249ZM256 241V242H255ZM109 242V243H108ZM85 243V244H84ZM104 243H105V239H104ZM11 244V245H10ZM20 245V246H19ZM68 245V247H67ZM114 245V246H113ZM12 246V247H11ZM117 246V247H116ZM234 246V247H233ZM62 247V248H61ZM88 247V248H87ZM12 248V249H11ZM59 248V249H58ZM78 248V249H77ZM243 250H242V249ZM19 249V250H18ZM22 251H21V250ZM42 249H47V248H42ZM40 249L41 251V254L38 252V254L41 256L43 254V262L44 263H47L49 264V261L47 258L48 256L46 255H49L51 252H47L49 250H45V252H43L44 250ZM61 249V250H60ZM65 249V250H64ZM67 249V250H66ZM80 249V250H79ZM24 250V251H23ZM28 250V251H27ZM31 250V251H30ZM71 252H70V251ZM79 250V251H78ZM19 251V252H18ZM63 254H62V253ZM70 252V253H69ZM23 253V254H22ZM72 253V254H71ZM86 253V254H85ZM252 254H257V255H261L259 253H254L253 251H251ZM28 254V255H27ZM70 254V255H68ZM45 255V256H44ZM68 258H66L67 256ZM72 255V256H71ZM103 255V256H102ZM179 255V257H178ZM27 256V257H26ZM66 256V257H65ZM87 256V257H86ZM104 258L102 260V258ZM166 257H168V259L170 260H167L166 261ZM71 257V258H69ZM75 257V258H74ZM170 257V258H169ZM178 257V258H177ZM17 258V260H18ZM45 258V259H44ZM58 258V257H57ZM83 258H86V259H83ZM90 258V259H89ZM174 258V259H173ZM181 258V259H180ZM68 259V260H67ZM78 259V260H77ZM15 261L18 262V261ZM50 260V259H49ZM87 260V262H86ZM94 260V261H95ZM172 260V261H171ZM181 260V261H180ZM74 261V262H73ZM91 261V262H90ZM180 261V262H179ZM57 264H62L61 263H57ZM69 264V263H68ZM252 264H257L255 262H253Z\"/></svg>",
    "mask_w": 264,
    "mask_h": 264
}]
</instances>
